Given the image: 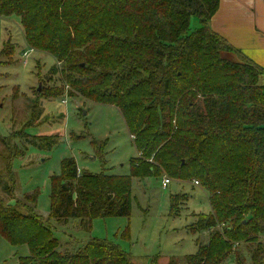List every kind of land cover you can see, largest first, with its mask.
Here are the masks:
<instances>
[{"label":"trees","instance_id":"1","mask_svg":"<svg viewBox=\"0 0 264 264\" xmlns=\"http://www.w3.org/2000/svg\"><path fill=\"white\" fill-rule=\"evenodd\" d=\"M219 7L220 0H0V18L17 16L29 49L52 56L53 70L60 65L69 96L121 112L137 151L126 175L80 171L65 158L62 175L51 178V218L78 220L87 231L96 218L131 215L134 179L197 181L211 210L186 229L208 239L197 237L184 264H264V67L212 29ZM9 42L1 55L9 56ZM58 90L40 95L56 98ZM25 134L24 151L58 145ZM10 142L0 134V144ZM91 144L102 161L107 143ZM5 160L13 174L12 156ZM0 189L13 194L1 174ZM36 195L23 193L25 212L15 209L20 201L0 203V235L26 245L34 264H135L107 240L62 245L36 212ZM189 198L171 194L170 215L181 216Z\"/></svg>","mask_w":264,"mask_h":264},{"label":"rangeland","instance_id":"2","mask_svg":"<svg viewBox=\"0 0 264 264\" xmlns=\"http://www.w3.org/2000/svg\"><path fill=\"white\" fill-rule=\"evenodd\" d=\"M199 26V20L194 19L191 27ZM7 40L9 56L0 54V134L9 135L11 142L10 146L0 144V174L8 179L13 194L0 189V203L9 208L20 201L15 209L23 211L22 204L27 202L23 193L37 192L36 212L70 250L75 242L85 244L91 239H103L131 254L135 264H169L171 258L184 264V256L197 252V237L199 242L208 239L207 233L198 236L186 229L198 214H209L211 210L207 195L195 183L171 181L164 189L163 177L134 179L131 215L96 218L87 231L78 220L60 224L51 218V178L62 175L65 158L73 157L80 171L100 173L104 168L108 173L126 175L130 172V159L137 156V151L116 107L68 95V86L64 84L65 89L62 88L60 65L53 70L56 61L52 56L30 52L17 16L0 18V51ZM25 50L29 52L27 60L23 56ZM55 88H59L58 97H41L43 91ZM25 130L38 135L43 146L44 142L58 145L51 150L28 145L24 151L23 143L31 139ZM93 138L107 143L102 161L94 152ZM7 156H12L13 174L5 171ZM178 193L190 198L181 216L172 217L170 195ZM28 256L26 245L13 246L0 235V264H20L19 257H25L22 264H34Z\"/></svg>","mask_w":264,"mask_h":264},{"label":"crops","instance_id":"3","mask_svg":"<svg viewBox=\"0 0 264 264\" xmlns=\"http://www.w3.org/2000/svg\"><path fill=\"white\" fill-rule=\"evenodd\" d=\"M211 26L234 48L264 67V0H220ZM259 82L264 85V74Z\"/></svg>","mask_w":264,"mask_h":264},{"label":"built area","instance_id":"4","mask_svg":"<svg viewBox=\"0 0 264 264\" xmlns=\"http://www.w3.org/2000/svg\"><path fill=\"white\" fill-rule=\"evenodd\" d=\"M30 52H32L31 49H30ZM28 55H29V52H28V51H26V52L23 53V56H24V59H25V60H27ZM171 181H172V180H171L169 177L165 176V177L163 178V180H162V187H163L164 189L167 188V187L169 186V184L171 183ZM195 184L198 185V182L196 181Z\"/></svg>","mask_w":264,"mask_h":264},{"label":"water","instance_id":"5","mask_svg":"<svg viewBox=\"0 0 264 264\" xmlns=\"http://www.w3.org/2000/svg\"><path fill=\"white\" fill-rule=\"evenodd\" d=\"M80 105V103H78V106Z\"/></svg>","mask_w":264,"mask_h":264}]
</instances>
